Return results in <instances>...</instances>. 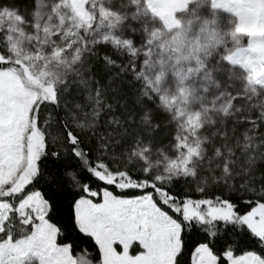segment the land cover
I'll use <instances>...</instances> for the list:
<instances>
[{
	"label": "snow or ice",
	"instance_id": "snow-or-ice-1",
	"mask_svg": "<svg viewBox=\"0 0 264 264\" xmlns=\"http://www.w3.org/2000/svg\"><path fill=\"white\" fill-rule=\"evenodd\" d=\"M0 264H264V0H0Z\"/></svg>",
	"mask_w": 264,
	"mask_h": 264
},
{
	"label": "rangeland",
	"instance_id": "rangeland-1",
	"mask_svg": "<svg viewBox=\"0 0 264 264\" xmlns=\"http://www.w3.org/2000/svg\"><path fill=\"white\" fill-rule=\"evenodd\" d=\"M245 43H246V41H245ZM135 250V249H134Z\"/></svg>",
	"mask_w": 264,
	"mask_h": 264
}]
</instances>
